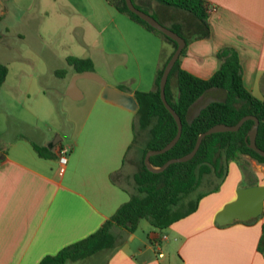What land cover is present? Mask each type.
<instances>
[{"label": "crops", "instance_id": "1", "mask_svg": "<svg viewBox=\"0 0 264 264\" xmlns=\"http://www.w3.org/2000/svg\"><path fill=\"white\" fill-rule=\"evenodd\" d=\"M8 1L9 7L21 8V0ZM205 1L213 7L207 15L208 35L185 42L183 53L178 55L179 68L206 79L218 66L216 51L230 47L238 54L244 88L264 102V0ZM34 2L35 17H51L54 30L60 18L67 20V36L84 47L82 53L62 54V64L69 55L88 58L91 71L99 65L113 79L101 74L111 81V87L132 97L136 91L152 89L165 46L160 37L106 0ZM133 2L154 13L162 24L179 25L187 37L193 28L192 18L183 11L164 8L153 0ZM2 22L6 34L8 25ZM40 26L42 22L35 26L34 35L41 40ZM18 35L22 39L24 30ZM106 39L109 45H105ZM56 43H52L53 50ZM70 74L75 73L71 70ZM101 89L99 85L91 93V103L81 110L82 119L71 128L69 142H63L59 134L51 145L52 139L43 134L41 138L19 136L10 148L0 145V264H36L45 255L95 231L128 199V194L110 181L109 174L120 170L124 154L129 153L131 160L135 155V149L128 150L134 110L102 99ZM169 90L175 94L173 79ZM216 92L210 90L197 98L190 117L214 99ZM31 143L46 147L52 157L38 156ZM60 145L68 147L63 165L57 161ZM254 185L264 187V162L241 154L228 162L218 189L203 196L191 214L163 229L139 220L137 227L146 232V239L139 242H134L136 229L128 233L112 226L114 243L110 247L64 264H93L94 258L96 264H264V253L257 248L264 225V200L259 217L225 225L214 223L216 212L235 198L237 189Z\"/></svg>", "mask_w": 264, "mask_h": 264}, {"label": "trees", "instance_id": "2", "mask_svg": "<svg viewBox=\"0 0 264 264\" xmlns=\"http://www.w3.org/2000/svg\"><path fill=\"white\" fill-rule=\"evenodd\" d=\"M106 1L112 4L118 12L160 37L165 45L160 53L152 89L146 92L136 91L133 95L137 108L132 117V141L128 150L132 148L136 151L132 159L135 168L127 177L126 183L118 181L116 172L109 174L110 181L124 190L128 194V199L121 203L95 231L60 248L54 254L45 255L36 264H64L67 260H76L101 248L110 247L114 243L110 232L112 226L132 233L139 220L144 219L154 228H166L194 212L203 196L218 189L226 175L229 161L245 154L257 162H264V157L259 156L247 146V132L253 121L246 119L235 131L212 132L204 136L195 154L187 161L170 163L162 171L156 173L145 168L144 153L149 149L161 148L174 136L176 131L175 122L161 103L158 93L160 75L176 43L130 12L124 0ZM153 1L164 8L183 11L192 18L193 28L188 30V37L181 32L179 25L162 24L154 13L131 0L136 8L148 13L161 25L176 32L185 42L208 35L209 3L205 0ZM182 53L183 49L179 56ZM215 56L219 61L218 66L206 79L195 77L179 68L178 57L173 63L164 85V97L178 115L181 131L172 147L163 153L149 157V162L153 166H160L170 158L189 152L196 136L210 126L217 123L233 125L245 115L256 117L258 124L254 140L256 146L264 150V102L252 96L244 88L238 54L234 49L222 47L216 51ZM64 63L74 73L91 70V61L88 58L69 55L64 58ZM6 72V66L0 62V86ZM64 72V69H60L55 70L54 74L62 76ZM171 79L175 85L173 95L169 90ZM210 90L217 91L215 98L201 106L190 117V109L195 100ZM31 146L38 156L52 157L46 147L35 143H31ZM126 156L124 154L122 165H124ZM205 184L211 188L198 192L197 189ZM257 248L264 253V225Z\"/></svg>", "mask_w": 264, "mask_h": 264}, {"label": "rangeland", "instance_id": "3", "mask_svg": "<svg viewBox=\"0 0 264 264\" xmlns=\"http://www.w3.org/2000/svg\"><path fill=\"white\" fill-rule=\"evenodd\" d=\"M20 5L21 8L16 9L9 7L8 0H0L2 15L0 60L7 67L6 77L0 86V145L8 148L19 136L41 138L45 135L53 140L59 134L63 135V142L66 143V140L69 142L71 128L81 121V110L91 103V93L99 87V84L88 78H79L75 84L82 97L72 100L63 95L61 89L66 81V84H69L73 74H70L71 68L62 64L61 56L66 52L82 53L84 47L76 45L75 41L71 42L70 37L67 36L66 29L69 25L67 20L60 18L54 30L52 22L55 21L51 17L47 19L35 17L34 0H21ZM2 21L8 25L6 34L2 29ZM41 22L40 40L34 35V30L37 23ZM21 29L24 30L22 39L18 35ZM54 40H57L55 50L52 49ZM57 44L62 45L63 49L57 47ZM105 45H109L107 39ZM50 69H64L65 72L62 77L50 73ZM95 70L94 72L107 84L111 82L103 77L108 75L99 65L96 64ZM107 78L112 79L109 76ZM194 107L196 104L193 106V111ZM125 159L124 165L116 172L120 183H126L127 177L135 168L129 153ZM209 188L211 187L205 184L197 191L203 192ZM145 233V230L138 225L134 231L136 236L134 242L145 240ZM96 262L97 258H94L93 264Z\"/></svg>", "mask_w": 264, "mask_h": 264}, {"label": "water", "instance_id": "4", "mask_svg": "<svg viewBox=\"0 0 264 264\" xmlns=\"http://www.w3.org/2000/svg\"><path fill=\"white\" fill-rule=\"evenodd\" d=\"M124 3L130 12L137 15L141 20L146 22L150 27L162 33L166 37L174 40L176 43V47L171 53V55L169 56L168 60L166 61L163 67L162 73L160 75L159 81H158L159 99L161 103L163 104V106L165 107V109L172 116L175 122V125H176V131H175L174 136L161 148L149 149L144 153L143 164L145 168L152 173H156V172L162 171L170 163L187 161L195 154L204 136L212 132L235 131L242 124V122L245 121L246 119H251L253 121V123L251 124L247 132V146L250 149H252L254 152H256L259 156L264 157V150L258 148L254 140L258 121L256 117L252 115H245V116H242L233 125L217 123V124L210 126L206 130L200 132L195 138L192 149L189 152L185 153L184 155L179 156V157L170 158L166 160L160 166H153L152 164H150L149 157L151 155L163 153L166 150H168L170 147L173 146V144L177 141L180 135L181 122H180L178 115L174 112V110L169 106V104L165 100L164 85H165L168 73L173 63L175 62L179 53L184 47L185 41L176 32L161 25L151 15L136 8L131 2V0H124ZM79 78H88V79L96 81L102 87L101 93H100V96L102 99L110 103L120 105L129 110H136L137 103L134 97H132L131 95L125 92L119 91L111 87L110 85L106 83V81L102 77H100L98 74H96L95 72L91 70H84L80 73L73 74L69 84L67 85L64 91V94L67 97L71 99L79 98L80 93H79V90L76 88V84H75L76 80ZM52 144H55V140L51 141V145ZM263 200H264V187L263 186L254 185L250 187L239 188L235 192V198L232 201L224 204L223 207L219 211L216 212V214L214 215V223L216 225H225V224L231 223L234 220L246 221L252 218L259 217L261 215L262 208H263Z\"/></svg>", "mask_w": 264, "mask_h": 264}, {"label": "built area", "instance_id": "5", "mask_svg": "<svg viewBox=\"0 0 264 264\" xmlns=\"http://www.w3.org/2000/svg\"><path fill=\"white\" fill-rule=\"evenodd\" d=\"M211 10H213V7L208 8V12H210ZM68 152V147L67 146H58L57 148V161L59 164L63 165L66 162V154ZM162 238L164 239L165 236H162Z\"/></svg>", "mask_w": 264, "mask_h": 264}]
</instances>
